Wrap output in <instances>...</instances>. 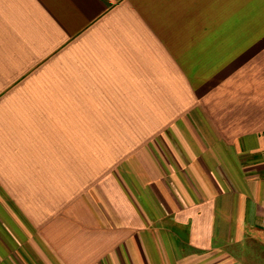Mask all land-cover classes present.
Instances as JSON below:
<instances>
[{
	"label": "crops",
	"instance_id": "1",
	"mask_svg": "<svg viewBox=\"0 0 264 264\" xmlns=\"http://www.w3.org/2000/svg\"><path fill=\"white\" fill-rule=\"evenodd\" d=\"M264 0H0V264H264Z\"/></svg>",
	"mask_w": 264,
	"mask_h": 264
},
{
	"label": "built area",
	"instance_id": "2",
	"mask_svg": "<svg viewBox=\"0 0 264 264\" xmlns=\"http://www.w3.org/2000/svg\"><path fill=\"white\" fill-rule=\"evenodd\" d=\"M262 226H263V228H264V219L262 220Z\"/></svg>",
	"mask_w": 264,
	"mask_h": 264
}]
</instances>
